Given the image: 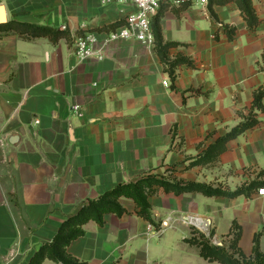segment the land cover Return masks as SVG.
<instances>
[{"label":"crops","instance_id":"0c3cea01","mask_svg":"<svg viewBox=\"0 0 264 264\" xmlns=\"http://www.w3.org/2000/svg\"><path fill=\"white\" fill-rule=\"evenodd\" d=\"M101 2L0 0L9 20L66 28L72 38L136 12L131 3ZM184 6L162 10L164 40L179 44L170 59L194 62L178 67L174 82L154 45L120 41L105 49L104 60L82 62L64 40H0V264H29L91 200L148 175L168 176L174 166L179 179L232 192L262 185L250 198L233 199L160 190L149 199L155 226L122 198L127 212L107 215L103 226L86 224L68 254L83 264H220L185 242L188 217L207 222L217 241L236 221L242 252L250 257L260 234L264 253V111L216 163L185 170L242 121L264 87V0L254 3V30L234 3L214 8L218 20L208 7ZM224 26L236 28L233 40Z\"/></svg>","mask_w":264,"mask_h":264},{"label":"trees","instance_id":"16d2710c","mask_svg":"<svg viewBox=\"0 0 264 264\" xmlns=\"http://www.w3.org/2000/svg\"><path fill=\"white\" fill-rule=\"evenodd\" d=\"M256 0H210L208 9L211 16L218 20L214 11L216 6H226L230 3L237 5L247 26L254 30L260 23L259 17L254 7ZM185 4V3H184ZM185 8L186 6H184ZM164 8V7H163ZM163 10V9H162ZM153 21V31L155 38V51L165 70L170 75L173 82L176 80V70L178 67L186 65L194 67V62L190 58L177 57L174 60L169 57V50L178 47L177 43H166L162 34L161 21L163 11ZM16 17V15L14 16ZM124 22H118L99 31H112L121 27ZM230 40L236 32V28L224 26ZM82 36L83 33L78 34ZM9 36H17L20 39L33 42L39 39H47L53 45L61 41L73 44L75 38H72L70 32L63 31L52 26L37 25L31 23H22L14 19L7 24L0 26V40ZM264 64V53H263ZM264 70V67H263ZM195 93H199L195 91ZM264 111V87L254 93V101L247 115H241L242 121L225 136L208 147V149L198 158L192 159L185 170L197 166H206L216 163L220 156L227 150V144L237 139L239 136L252 130L259 124L258 112ZM175 168V166H174ZM158 176L148 175L136 183L121 184L112 190L101 195L95 200H91L76 215L68 218L59 228L53 241L40 248L33 256L29 264H44L46 261H52L57 264H83L68 254V247L77 239L85 235L84 227L89 222H95L100 226L105 224L107 215L123 216L127 211L121 203L122 198L131 199L135 202L138 209V215L148 221L151 225H156L153 218V208L149 199L160 190L167 195L180 197L187 194H201L205 197L237 198L245 196L250 198L255 190L262 184L252 182L248 186H242L236 191L224 190L222 187H214L205 183L185 181L173 175ZM190 236L185 242L193 249L198 251L199 256L210 263L220 264H264V253L260 249V234L254 239L253 253L247 257L239 247L242 236L241 226L234 221L230 233L223 240L222 246L214 243L215 232L212 230L207 235L196 228H191Z\"/></svg>","mask_w":264,"mask_h":264},{"label":"built area","instance_id":"2783aa9c","mask_svg":"<svg viewBox=\"0 0 264 264\" xmlns=\"http://www.w3.org/2000/svg\"><path fill=\"white\" fill-rule=\"evenodd\" d=\"M210 0H102V6H110L112 4L131 3L136 9L126 17L124 24L112 31H98L84 33L82 36L75 38L73 43V54L79 61L97 60L102 61L106 58L105 49L120 41H133L152 46L155 43L153 21L159 15L164 6L174 5L182 6L186 2H193L199 6L207 8ZM85 29V25H82ZM63 31L66 28L62 29ZM76 113L82 117L80 108H73ZM264 195V189L260 191ZM187 224L196 225L191 217L186 218ZM186 224V225H187ZM200 229L210 231V226L206 222V227Z\"/></svg>","mask_w":264,"mask_h":264},{"label":"water","instance_id":"95a60500","mask_svg":"<svg viewBox=\"0 0 264 264\" xmlns=\"http://www.w3.org/2000/svg\"><path fill=\"white\" fill-rule=\"evenodd\" d=\"M9 21V13L7 7L4 4L0 3V26L7 24ZM214 243L222 246V242L217 241Z\"/></svg>","mask_w":264,"mask_h":264},{"label":"rangeland","instance_id":"374dc122","mask_svg":"<svg viewBox=\"0 0 264 264\" xmlns=\"http://www.w3.org/2000/svg\"><path fill=\"white\" fill-rule=\"evenodd\" d=\"M174 169V167H172V169H169V170H167L165 173H167L168 175H171L172 173H175L176 171H174L173 170ZM185 224H187L186 222H185V220H182ZM187 226H189L190 228H196L197 230H199V231H201V232H203V233H205V234H209L210 233V231H204V230H202V229H200L199 227H196V226H194V225H191V224H187ZM192 230V229H191ZM214 240V242H217V240H215V238L213 239ZM219 242H222L223 243V241H219Z\"/></svg>","mask_w":264,"mask_h":264},{"label":"bare ground","instance_id":"6f19581e","mask_svg":"<svg viewBox=\"0 0 264 264\" xmlns=\"http://www.w3.org/2000/svg\"><path fill=\"white\" fill-rule=\"evenodd\" d=\"M192 221L198 225L199 227H202V228H205L206 227V223L203 219H200V218H193L191 217Z\"/></svg>","mask_w":264,"mask_h":264}]
</instances>
